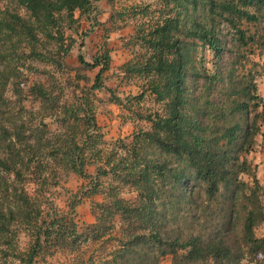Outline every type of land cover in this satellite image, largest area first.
Masks as SVG:
<instances>
[{"label": "trees", "instance_id": "1", "mask_svg": "<svg viewBox=\"0 0 264 264\" xmlns=\"http://www.w3.org/2000/svg\"><path fill=\"white\" fill-rule=\"evenodd\" d=\"M8 5L12 9L0 8V43L3 44L14 35L33 38L34 30H38L57 45L63 40L65 26L69 28L76 22L74 14L87 16L93 9L92 0H9ZM196 6L193 0V9ZM262 17L264 0H209L200 19L189 18L186 26H182L181 22L167 18L147 31L144 40L151 56L140 71L151 75L147 90L163 102L165 114L147 116L150 131L143 132L142 144L136 140L129 149L134 160H120L116 165L107 164L98 169L99 175L110 176L127 186L136 194V200L126 201L119 195L120 190L110 191V200L102 206V214L96 216L94 224L85 227L92 238L78 231L73 219L77 203L70 205V213L65 215L52 206L42 209L46 191L42 172L49 165L39 160L41 147L32 144V130L23 117L27 113L23 105L26 95L16 81L10 82L16 76L6 64L8 74L0 70V264H11L8 259L19 264H37V258L50 247L78 242L86 246L99 241L98 231L106 219H109L107 235L111 247L106 258L81 252L78 257L82 263L94 264L89 256L85 259L91 255L104 264H161L169 255L171 264H241L245 255H256L262 250L263 239L254 235L255 226L264 222V208L257 195L259 184L255 177L252 185L239 179L240 173L251 169L240 156L251 151L258 130L255 125L242 127L246 105L232 107L234 101L229 99L226 109L217 115L232 116L235 121L230 125L224 123L220 129L211 128L205 123L202 106L199 109L189 104L191 93L187 86L188 82L197 85L202 75L208 84L218 83L213 87L214 93L219 84L221 90L232 89L238 79L235 62L227 69L220 70L217 65L212 76L199 74L193 64L190 66L189 48L200 42L213 52L217 62L222 55L219 24L229 26L237 44L245 47L254 37L246 40L240 24H253ZM171 31L176 32L173 42ZM183 35L186 40H180ZM78 60L85 68H98L91 90L101 89L103 74L109 68L107 53L97 55L91 63L81 54ZM131 71L137 72V68ZM9 85L16 97L14 101L5 97ZM28 93L40 101L48 100V92L42 85L31 86ZM88 98L84 100L86 123L98 130L88 108ZM144 144L177 160L181 166L171 168L166 165L169 160L164 163L157 159L141 160L139 156L146 154H142ZM76 149L80 151L77 145ZM68 167L87 177L85 165L72 160ZM37 181L41 182L30 192L31 188L27 187ZM191 183L194 187L188 192ZM166 193H169L168 202L162 199ZM212 204L215 206L211 207ZM211 208L213 212L206 214ZM50 209L54 213L46 218L43 214ZM108 210L111 216L105 217ZM206 215L216 222L218 230L206 233L203 227L194 231L196 226L204 224ZM171 216L176 218L172 220ZM189 221L193 224H188ZM239 221L241 229L237 231L235 226ZM168 223L171 228L167 227ZM22 233L29 239L27 249L18 246Z\"/></svg>", "mask_w": 264, "mask_h": 264}, {"label": "rangeland", "instance_id": "2", "mask_svg": "<svg viewBox=\"0 0 264 264\" xmlns=\"http://www.w3.org/2000/svg\"><path fill=\"white\" fill-rule=\"evenodd\" d=\"M8 1L0 0L2 10L12 9ZM196 2L197 6L193 9V0H92V11L87 16H80L76 12V22L69 28L65 26L63 40L57 45L38 30H34V39L14 35L8 43H0V70L8 74L6 64L9 65L16 76L10 82L16 81L23 95H26L24 121L32 130V144L41 147L39 160L49 165L42 172V178H46L42 180L45 181L43 189H46L42 209L52 206L60 215H65L70 213L69 206L77 203L73 219L80 233L90 235L85 227L94 224L96 216L102 214V206L109 202L108 194L113 189L120 190L119 195L126 201L136 200V194L127 186L110 176L99 175L98 169L107 164L116 165L120 160H134L129 149L136 140L142 144L143 132L150 131L147 116L165 114L163 102L157 101L156 96L147 90L151 75L140 71L151 56L144 35L167 18L181 22L182 26H186L189 18L200 19L209 0ZM20 12L24 16V10ZM240 28L245 31L246 40L254 37V41L248 42L245 47L237 44L234 31L229 26L219 24L222 55L217 62L213 52L202 43L195 42L189 48L190 66L193 64L192 67L199 74L212 76L216 73L217 65L221 70L235 62L238 79L232 89L221 90L219 84L214 93L213 87L218 83L212 86L204 81L202 75H199L196 87L191 82L187 86L191 93L189 104L199 109L202 106L205 123L211 128L220 129L224 123L230 125L235 121L232 116L222 115L219 118L217 115L226 109L228 99L234 101L232 107L241 103L246 105V113L240 123L244 128L255 125L258 131L251 151L240 156V160H247L251 169L248 173H240L239 179L252 185V178L258 175L256 162L264 160V18L253 24L243 22ZM175 34L171 31V42ZM184 36L180 40H186ZM105 53L109 57V68L103 74L102 88L92 91L98 68L83 67L78 56L81 54L86 62L91 63L97 55ZM133 67L137 68V72L131 71ZM194 68L190 71L194 72ZM33 85H42L47 90V101L28 95ZM5 97L16 100L10 85ZM85 97H89L88 108L93 113L98 130L86 123ZM54 148H61V151L55 153ZM144 150L142 154H146L139 156L141 160L157 159L160 163L169 160L167 166H181L177 160L161 155L158 149L145 147L144 144ZM72 160L85 165L87 177L68 167ZM40 182H34L27 188H31V192ZM193 187L191 183L188 192ZM257 195L264 208V184H259ZM164 198L168 202L169 193L164 194ZM213 210L208 209L206 214ZM53 213L50 209L49 213L43 215L48 218ZM104 216L110 217V211ZM170 218L174 220L176 217ZM190 221L188 224L192 225ZM104 223L98 231V235H101L99 241H91L86 246L78 242L50 247L37 258V264H84L78 257L81 252L98 254L104 260L111 248L107 235L109 219ZM215 223L207 216L204 224L196 226L194 231L203 227L206 233L218 230ZM167 227L171 228L172 225L168 223ZM235 227L239 231L241 221ZM254 235L264 241V222L255 226ZM28 242L25 234H20L18 246L27 249ZM232 244L238 250L234 241ZM88 256L94 260V264H104L91 255L85 259ZM9 260L7 262L11 264H19ZM171 260L172 257L168 255L161 264H171ZM241 264H264V248L256 255H245Z\"/></svg>", "mask_w": 264, "mask_h": 264}, {"label": "crops", "instance_id": "3", "mask_svg": "<svg viewBox=\"0 0 264 264\" xmlns=\"http://www.w3.org/2000/svg\"><path fill=\"white\" fill-rule=\"evenodd\" d=\"M257 168H258V175L257 180L259 181V184H264V160H260L259 162H256Z\"/></svg>", "mask_w": 264, "mask_h": 264}]
</instances>
